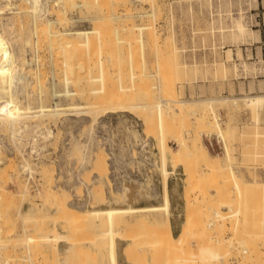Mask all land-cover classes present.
Instances as JSON below:
<instances>
[{"label": "rangeland", "instance_id": "rangeland-1", "mask_svg": "<svg viewBox=\"0 0 264 264\" xmlns=\"http://www.w3.org/2000/svg\"><path fill=\"white\" fill-rule=\"evenodd\" d=\"M72 1L46 0L36 19L41 24L61 11L65 20L54 24L57 30L101 28L100 38L90 40V51L78 47L84 50L85 62L82 54L77 58L82 67L76 63V50L73 57L67 55L73 60L71 71L58 65L63 57L48 48L47 40L33 37L27 0H12L18 13L0 19L16 58L11 93L19 104H38L41 92V102L49 104L54 84L58 90L81 88L83 94L62 95L59 103L90 106L55 117L19 118L11 123L14 129L7 121L1 129L0 167L6 166L5 174L0 169L6 177L1 264H109L104 218L87 217L80 230L78 221L68 226L72 221L63 219L62 212L58 217L48 193L57 191L72 209L160 205L157 111L141 107L147 97L150 106L162 105L166 155L171 156L181 139L199 143L203 153L187 154V165H165L170 171L171 228L162 211L116 215L112 227L120 231L119 264H264V101L254 107L242 98L264 94V0H87V6L81 4L84 0ZM124 9L128 16L122 15ZM80 67L84 77L77 76ZM72 70L80 81L66 87L62 76H72ZM119 101L130 108L104 113L103 107ZM214 121L224 132L221 137ZM207 122L213 124L210 129ZM99 154L107 165L115 162L105 175L111 185L92 167Z\"/></svg>", "mask_w": 264, "mask_h": 264}, {"label": "bare ground", "instance_id": "bare-ground-1", "mask_svg": "<svg viewBox=\"0 0 264 264\" xmlns=\"http://www.w3.org/2000/svg\"><path fill=\"white\" fill-rule=\"evenodd\" d=\"M28 1V3H29V5H30V12H31V14H32V16H33V18H34V20H33V24H32V32H33V37H35V39H41L42 41H43V39H42V37L45 39V40H47L48 41V48L50 49V47L52 48V49H54V50H52L51 49V51L53 52H57L56 53V55H58L59 54V56L60 57H63V58H60V60H59V62H58V65L60 64L62 67H64V69H73V67H74V65L72 64V62H73V60H70V59H72V58H68V60H67V55H68V57H70V56H72L73 55V50H76V54L78 53V55L79 56H77L76 55V63H79V62H77L78 61V59L80 60L82 57H80V55L81 56H83V58L85 57L84 55H83V53H84V50H82L81 48H80V51H79V48L78 47H82L83 49H84V47L86 48H88V51H90V48H92V46H90L91 44L90 43H92V41H94V40H92V39H95V37H96V39H98V37L100 38V33H99V30H98V28H99V26H95V27H92L91 29H76V30H73V31H61V30H57L55 27H54V24H56V22H61V21H63V19L64 18H62V16L60 15L62 12L60 11V14L59 13H57L56 11H58V10H55V12L57 13H55L57 16H55V18L53 19V20H51V19H43L44 21L43 22H41V24H39L38 23V21H36V19L38 20V17H40L41 18V16H40V14H41V11L43 10L44 11V7L42 6V4L44 3V2H46V0H27ZM59 1V0H58ZM62 1H64V0H62ZM70 2V0H65V2ZM73 1H75V0H73ZM73 1L70 3V4H72L73 3ZM93 1V0H92ZM97 1H99V0H97ZM103 2H104V0H102ZM101 1V2H102ZM126 0H124V2H125ZM155 1V0H154ZM23 2V1H22ZM67 2V3H68ZM105 2H106V0H105ZM123 2V1H122ZM123 2V3H124ZM51 3V2H50ZM75 3V2H74ZM72 4V5H75V4ZM90 3V2H89ZM98 3V2H97ZM126 3V2H125ZM124 3V4H125ZM66 3H64V5H65ZM77 4V3H76ZM78 4H80V3H78ZM81 4H85L84 6H87L88 5V1L86 0H84V2L82 1V3ZM87 4V5H86ZM100 4V3H99ZM105 4H107V3H105ZM116 4V3H115ZM114 4V5H115ZM159 4V3H158ZM25 5V4H24ZM44 5V4H43ZM137 5V4H136ZM21 6V5H20ZM20 6H17V7H20ZM83 6V5H82ZM103 6V5H102ZM105 6V5H104ZM52 7V6H51ZM63 7V6H62ZM116 7V6H115ZM135 7V6H134ZM157 7H158V5H157ZM16 7H15V4L12 2V0H0V19H1V17H2V15L3 14H6V13H18V11H16L17 10V8H16V10H14ZM64 8V7H63ZM105 9L106 8H108V6L107 7H104ZM8 9H10V10H8ZM65 9V8H64ZM114 9V8H113ZM129 9V8H128ZM8 10V11H7ZM127 10V9H126ZM125 9H124V14H122V15H125V16H128V12H125L126 11ZM47 11V10H46ZM45 11V12H46ZM116 11V10H115ZM128 11V10H127ZM20 12V11H19ZM107 12V11H106ZM152 12V11H151ZM40 13V14H39ZM132 13V12H131ZM130 13V14H131ZM45 14V13H44ZM99 14H101V13H99ZM106 14V13H105ZM18 15V14H17ZM122 15H120V16H122ZM138 15V14H137ZM142 15V14H141ZM145 15V14H144ZM148 15V14H147ZM117 16V15H116ZM152 16V15H151ZM37 17V18H36ZM103 18V17H102ZM18 19V18H17ZM99 19V18H98ZM124 19V18H123ZM130 19V18H129ZM41 20V19H40ZM39 20V21H40ZM65 20V19H64ZM105 20V19H104ZM108 20V19H107ZM150 20V19H149ZM96 21V20H95ZM98 21V20H97ZM125 21V20H124ZM94 22V21H93ZM92 22V23H93ZM99 22H102V20L101 21H99ZM99 22L97 23V24H99ZM103 22H106V20L105 21H103ZM107 22H109V21H107ZM117 23V22H116ZM131 23V22H130ZM151 24V23H150ZM101 25V24H100ZM140 26V25H139ZM144 26V25H143ZM145 27V26H144ZM146 27H149V25L148 26H146ZM145 27V28H146ZM143 27L141 26L140 28H138V29H142ZM99 29H101V28H99ZM108 31V30H107ZM103 32V31H102ZM106 32V31H105ZM109 32V31H108ZM100 34V35H99ZM106 34V33H105ZM108 34H110V33H108ZM152 35V34H151ZM38 36H41V38H37ZM103 39V38H102ZM40 40V41H41ZM90 40H92V41H90ZM46 41V42H47ZM102 41V40H101ZM100 41V42H101ZM36 42V41H35ZM94 43V42H93ZM36 44V43H35ZM39 44H40V42H39ZM105 44V43H104ZM34 45V44H33ZM43 45H44V43H43ZM93 45V44H92ZM95 45V44H94ZM103 45V44H102ZM105 46V45H104ZM104 46H101V48L102 47H104ZM38 47H40V46H38ZM90 47V48H89ZM98 47V46H97ZM45 49V48H44ZM79 52H81V51H83V52H81V53H79ZM45 51V50H44ZM92 51V50H91ZM93 51H94V49H93ZM17 52V51H16ZM98 52V51H97ZM55 54V53H54ZM89 54V53H88ZM91 54V53H90ZM89 54V57H90V60H91V55ZM38 55V54H37ZM18 56V55H17ZM55 56V55H54ZM73 57V56H72ZM78 57H80V58H78ZM45 58V57H44ZM78 58V59H77ZM82 58V60L84 61L85 60V58L83 59ZM15 59L16 58H14V55H13V53H12V51L9 49V46H8V42H7V39H6V37H5V35H4V27H2V25H0V131H1V129H4L3 127H4V125H5V123L8 121V122H10V125H9V127H11L12 125H11V123L12 122H15V121H17V120H19V118H23V117H34V116H37V117H41V116H45V115H48V116H51V117H55V116H57V115H59V114H62V113H67V112H72V111H74V112H78V111H80V110H78V109H83V108H90V106L89 105H85V106H83L81 103L79 104V103H77V104H74V103H72V104H68V105H63V104H61V103H59V98H60V96H62V95H64V96H67V97H74V96H81V95H83L82 93H81V88H76V89H68V88H64L63 90H58V89H56L54 86V84H53V86H51L52 88H51V92H50V95L48 96V97H50V99H49V101H50V103L49 104H43V102H41V100H42V95H41V93H43V92H41L40 93V96L38 97V94H37V99L39 98V101H38V104H25V105H21V103L19 104L18 103V100L13 96V94L11 93V88H12V86H13V83H14V78H15V76H14V72H15V70H14V61H15ZM56 59V58H55ZM105 59V58H104ZM80 61V62H82V63H84L83 61ZM88 60H89V58H88ZM89 60V61H90ZM25 61H26V59H25ZM57 61V59L55 60V62L54 61H52L53 62V64L54 63H57L56 62ZM69 61H72L70 64H69ZM25 63V62H24ZM17 64V63H16ZM15 64V65H16ZM23 64V63H22ZM27 64V63H26ZM80 64V63H79ZM79 64H78V67H79ZM98 64H99V61H98ZM58 65H57V68H58ZM83 65V64H82ZM104 65V64H103ZM54 66V65H53ZM80 66H81V64H80ZM18 67V66H17ZM24 67H25V65H24ZM77 67V68H78ZM82 67V66H81ZM81 67L79 68V69H81ZM85 67V64H84V66H83V68L82 69H86V68H84ZM16 68V67H15ZM20 68H21V66H20ZM19 68V69H20ZM22 69V68H21ZM34 69V68H33ZM78 70L77 71V73H79V75L77 74V76H79V77H81V75H82V77H84L85 75H84V73H83V70ZM25 70V69H24ZM43 70V69H42ZM17 71V70H16ZM20 72H21V70H19ZM67 71V70H66ZM71 71V70H70ZM75 71V70H74ZM31 72V71H30ZM37 72V71H36ZM35 72V73H36ZM85 72V71H84ZM17 73H18V71H17ZM26 73V72H25ZM70 73V72H69ZM72 73H74L73 72V70H72V72H71V75L72 76H70L69 74H67V72L66 73H64V75L62 76L63 78H62V80H63V82H64V84H65V86L67 87L68 86V84L70 83H72L71 85L73 86V85H75V83H79V81L80 80H78L76 77H74L73 76V74ZM86 73V72H85ZM20 74V73H19ZM75 74V73H74ZM81 74V75H80ZM21 75V74H20ZM37 75V74H36ZM32 76V75H31ZM37 77V76H36ZM42 77V76H41ZM52 79V78H51ZM39 80H40V78H39ZM85 81V80H84ZM41 82V81H40ZM82 82H83V80H82ZM16 83V82H15ZM74 83V84H73ZM81 83V82H80ZM83 84H84V82H83ZM16 85V84H15ZM80 85V84H79ZM82 85V84H81ZM14 87V86H13ZM75 87H77V86H75ZM82 88L84 87V86H81ZM34 88V87H33ZM13 89H15V88H13ZM48 93V92H47ZM129 93V92H128ZM123 95H125V94H123L122 93V96ZM127 95H129L130 96V94H127ZM79 96V97H80ZM83 96H81V98H82ZM116 97V96H115ZM124 97V96H123ZM118 98H120V97H118ZM124 98H128V97H124ZM243 99H244V101H245V104H247V105H252V106H256V105H261L262 103H263V101H264V94H259V95H246V96H244V97H242ZM113 99H114V97H113ZM164 99V98H163ZM168 99V98H167ZM167 99H166V102H165V100H164V102L166 103V104H168V102H167ZM174 99V98H173ZM236 98H234V100H235ZM118 100V99H117ZM125 100V99H124ZM147 100L149 101V98L147 97ZM146 100V101H147ZM170 100H172V99H170ZM145 101V103L144 104H141V107H146V106H148L147 108H149V107H156V111H157V121L156 122H158L157 123V129H158V140H159V147H160V153H161V165H162V168H161V170H162V176H161V180H160V182H161V198H162V203L160 204V205H147V206H139V207H101V208H91V209H80V207H78L79 209H72V208H70L64 201H60V199H59V196H60V194L58 193H56L55 191H53V190H51L50 188V190H49V201H50V203H52V204H55L56 206L55 207H57L59 210V212H57V213H59L58 215H56V213H54V215H56V216H58L59 218L61 217V214H60V212H62V218L63 219H65L67 222L69 221H72V223H73V225H72V223L71 224H67L68 226H75V224L74 223H76L77 221L79 222H77L78 224H76L77 226H75V227H77V228H79L78 226H81V224H84V220L88 217L89 218V220H90V218H100V217H103L104 218V221H103V219H102V221L101 222H104L106 225V230L104 231V235H106L107 237H106V239H107V253H108V261H109V264H119L118 263V260H117V240L120 238L119 237V235H117V233H118V231L119 230H115V229H113V224L115 223L114 221H115V217H116V215L117 214H120V213H129V212H142V211H162L164 214H165V217H164V224H169L168 222H169V208H170V201H169V194H168V174H169V170H167L166 168H165V165H166V163L167 162H171V164H172V166H177V165H183V164H185V162H186V165H187V159L185 158V156L187 155V154H191V153H196L197 154V152H201V153H203V148H202V146L199 144V143H195L194 142V140H192V139H190L191 140V143H188V142H190V140H188V142H186L185 140H183V139H181V140H177L178 142V148L176 149V150H174V151H170L169 153L171 154V156L170 157H168L167 155H169V154H167L166 155V152H165V149L166 148H169L168 147V145L165 143V140L163 139V116H162V109H161V104L159 103V102H157L156 104L154 103V105L155 106H150L149 104H152V103H150V102H146ZM177 101V100H176ZM176 101L174 102L175 104H176ZM20 102V101H19ZM125 102V101H124ZM171 102H173V101H171ZM170 102V103H171ZM234 102V101H233ZM126 103H128V102H126ZM124 104L123 102L121 103V101H119V102H116V103H114L113 105H109V106H106V107H103V109L104 110H107V111H104V113H106V112H115V111H117V110H126V109H128V108H130V103H129V105H127V104ZM149 103V104H148ZM179 103V102H178ZM148 104V105H147ZM163 104V103H162ZM175 104H174V106H175ZM96 105V104H95ZM133 105H137V104H133ZM209 105V104H208ZM171 106V105H170ZM169 106V107H170ZM185 106V105H184ZM128 107V108H127ZM178 107L180 108V105L178 104ZM186 107V106H185ZM191 107H193V106H191ZM190 107V108H191ZM260 107V106H259ZM98 108H99V106H98ZM171 108V107H170ZM184 108V107H183ZM188 108V107H187ZM187 108H185V109H187ZM103 109L101 110V111H103ZM139 109V108H138ZM150 109V108H149ZM85 110V109H84ZM97 109H88V110H86V112H93V111H96ZM148 110V109H147ZM146 110V111H147ZM179 110V109H178ZM180 111H181V109H180ZM186 111V110H185ZM144 112V111H143ZM151 112V111H150ZM152 113H153V111H152ZM155 113V112H154ZM192 113V112H191ZM196 113V112H195ZM205 113V112H204ZM203 113V114H204ZM68 114H71V113H68ZM191 115V114H190ZM205 116V115H204ZM206 118V117H205ZM165 119V118H164ZM202 120V119H201ZM142 121V120H141ZM146 121V125H147V119L145 120ZM145 121H143V122H145ZM207 121V120H206ZM210 121V120H209ZM208 121V122H209ZM208 122L206 123V125L205 126H207V128H209L210 129V126L211 125H213L214 124V126L213 127H215L217 130H218V132H216V133H218V136H222V133H224L223 131H221V129H220V126H219V123L218 122H213V124H209V125H207L208 124ZM211 122V121H210ZM209 122V123H210ZM18 123V122H17ZM16 123V124H17ZM38 123V122H37ZM203 123V122H202ZM205 123V122H204ZM14 124V123H13ZM32 124V123H31ZM149 124V123H148ZM34 125V124H33ZM39 125V124H38ZM165 125V124H164ZM204 125V124H203ZM25 126H27V125H25ZM30 126V125H29ZM46 126V125H45ZM209 126V127H208ZM5 127H7V126H5ZM13 127V129L16 127V126H12ZM34 127V126H33ZM24 128V127H23ZM27 128V127H26ZM6 129V128H5ZM12 129V128H11ZM19 128L17 127V130H18ZM28 129V128H27ZM10 130V129H9ZM24 130V129H23ZM49 132H51L50 131V129H47ZM155 130V129H154ZM11 132L13 131V130H10ZM18 131H20V130H18ZM156 131V130H155ZM9 132V131H8ZM10 132V133H11ZM43 132V131H42ZM42 132L40 131L38 134H42ZM46 132V131H45ZM209 132V131H208ZM14 133V132H13ZM16 133V132H15ZM29 133V132H28ZM48 133V132H47ZM227 133V132H226ZM21 134H22V132H21ZM20 134V135H21ZM50 133H48V135H49ZM11 135V134H10ZM12 135H15V134H12ZM46 135V134H45ZM22 136V135H21ZM31 136V135H30ZM147 136V135H146ZM154 136V135H153ZM5 137V136H4ZM145 137V136H144ZM20 138V137H19ZM47 138V137H46ZM22 139V138H21ZM24 139V138H23ZM193 139H195V138H193ZM226 139H227V137H226ZM195 141H196V139H195ZM197 141H198V139H197ZM227 141V140H226ZM202 142V141H201ZM13 143V142H12ZM24 143V142H23ZM17 145V144H16ZM224 146V145H223ZM2 138H1V134H0V164L2 163V158H4L3 156H2V154L3 153H1L2 152ZM33 147V143H31V145H30V148H32ZM167 151H168V149H167ZM29 152H30V149H29ZM229 157H230V155H229V152L228 151H226V159H229ZM108 158H109V156H108ZM107 158V159H108ZM9 161V160H8ZM108 161V160H107ZM107 161H106V159H105V157L103 156V155H101V154H99V155H94V159H93V161H92V167H94L95 169H97V175H100V177H101V175L102 176H105V175H107V173L110 171V168H109V162H108V165H107ZM169 162V163H170ZM225 166V165H224ZM6 167V166H5ZM4 166L2 167H0V169L1 170H3L4 168H5ZM185 167V166H184ZM227 167H229V165L227 166ZM108 168H109V170H108ZM186 168V167H185ZM218 168V167H217ZM222 168V167H221ZM220 169V168H219ZM227 169H229V168H226L225 169V172H226V170ZM0 170V171H1ZM5 170V169H4ZM3 170V171H4ZM224 170V169H223ZM2 171V173L3 174H5V171L3 172ZM232 173L231 175L229 174V176H233L232 178H234V172L230 169V170H228L226 173L228 174V173H230V172ZM217 172V171H216ZM224 172V171H223ZM225 172L223 173V176H228L227 174H225ZM1 172H0V220L2 219V217L4 216L3 215V208H2V203L4 204V202H3V200H5V199H3L4 197H5V195H6V187H5V178L6 177H4L3 176V174H2ZM220 173H222V171L220 172ZM225 174V175H224ZM222 175V174H221ZM187 176V175H186ZM104 178H106L105 180H106V182H107V184H112V181H110L109 180V178L108 177H104ZM46 180V179H45ZM125 190V189H124ZM124 192V191H123ZM126 192V191H125ZM5 193V194H4ZM134 193V192H133ZM95 195H97V197L98 196H101L100 197V199H102L103 198V194L102 193H100V192H98L97 194H95ZM125 195V194H124ZM6 197H8V196H6ZM10 197V196H9ZM45 198V197H44ZM62 198V197H61ZM99 199V198H98ZM104 199V198H103ZM102 199V200H103ZM12 200V199H11ZM63 200H65V199H63ZM52 201V202H51ZM5 202H6V200H5ZM176 208V207H175ZM235 211V210H234ZM233 213V212H232ZM217 215H220V216H222V218H223V215H221L219 212H217L216 213ZM3 215V216H2ZM53 215V220L55 219V216ZM52 216V215H51ZM119 216V215H118ZM220 216H218V217H220ZM65 217V218H64ZM168 217V218H167ZM91 219V220H92ZM101 219V218H100ZM89 220H88V223H89ZM94 220V219H93ZM40 221V220H39ZM74 221V222H73ZM76 221V222H75ZM83 221V222H82ZM221 221V220H220ZM4 222V221H3ZM81 222V223H80ZM123 222V221H122ZM145 222V221H144ZM117 223V222H116ZM1 224H3L2 223V221H1ZM222 224H223V222H222ZM117 225V224H116ZM86 226V225H85ZM88 226H90V225H88ZM100 226V225H99ZM167 226V225H166ZM56 228V227H55ZM73 228V227H72ZM76 228V229H77ZM67 229H69V231L71 230V228H67ZM81 228H79V230H80ZM88 229V228H87ZM104 229V228H103ZM2 229H1V225H0V264H1V247H3V246H1V233H2V231H1ZM53 230V229H52ZM73 230V229H72ZM84 230V229H83ZM82 230V231H83ZM5 231H6V229H5ZM181 231V230H180ZM86 233L88 232V231H85ZM120 232V231H119ZM98 233V232H97ZM102 233V232H101ZM101 233H98V234H100L101 235ZM180 233V232H179ZM179 233L177 234V235H179ZM32 234V233H31ZM90 235V234H89ZM88 235V236H89ZM95 235V233L93 234V236ZM122 235V234H121ZM32 236V235H31ZM62 236V235H61ZM66 236V235H65ZM103 236V235H102ZM176 236V235H175ZM59 236H54V238H51L50 236H47V238L48 239H54V240H56V238H58ZM177 237V236H176ZM27 238V237H26ZM29 239L31 238L32 239V237H28ZM43 238H45V237H43ZM88 238V237H87ZM86 238V239H87ZM28 239V240H29ZM66 239V238H65ZM105 239V238H104ZM3 240V239H2ZM33 240V239H32ZM59 240H61V239H58V241ZM63 240V239H62ZM54 242V241H53ZM53 244H51V246H52ZM180 246V245H179ZM69 247V246H68ZM101 247V246H100ZM181 247V246H180ZM150 248V247H149ZM153 248H155V247H153ZM179 248V247H178ZM157 249H159V248H157ZM156 249V250H157ZM162 249V248H161ZM104 250V249H103ZM160 250V249H159ZM159 250H157V251H159ZM164 250V249H163ZM154 251H155V249H154ZM160 252H162V251H160ZM165 253H166V250L164 251ZM164 252H162V253H164ZM155 253H157V252H154V254ZM151 254V253H150ZM153 254V255H154ZM91 256H92V254H90ZM156 255V254H155ZM154 255V256H155ZM161 255V254H160ZM165 255V254H164ZM164 255H162V256H164ZM175 255V254H174ZM152 256V255H151ZM166 256V255H165ZM182 256V255H181ZM180 256V257H181ZM159 257V256H158ZM174 257H177V256H174ZM183 257V256H182ZM153 258H155V257H153ZM160 258V257H159ZM159 258H157L158 260H159ZM162 258V257H161ZM161 258H160V260H161ZM156 259V260H157ZM162 260H163V258H162ZM219 260V259H218ZM139 261H141V260H139ZM164 262H165V259H164ZM174 262V261H173ZM218 262V261H217ZM216 262V263H217ZM157 263H161V262H158L157 261ZM134 264V263H133ZM162 264H164L163 263V261H162ZM218 264H222V263H218Z\"/></svg>", "mask_w": 264, "mask_h": 264}, {"label": "crops", "instance_id": "crops-1", "mask_svg": "<svg viewBox=\"0 0 264 264\" xmlns=\"http://www.w3.org/2000/svg\"><path fill=\"white\" fill-rule=\"evenodd\" d=\"M169 194V193H168ZM169 201H170V198H169ZM170 207H171V203H170ZM169 217H170V208H169ZM171 221H170V218H169V224H170V228H171ZM171 231H172V229H171ZM173 233V232H172ZM61 241H63L62 239L61 240H59L58 242H61ZM118 242H120V244L122 245V242H121V240L120 241H118L117 240V244H119ZM58 244V243H57ZM117 260H118V258H117ZM127 261V260H126ZM120 262V261H119ZM118 262V263H119ZM128 262V261H127ZM128 263H130V264H133V263H131V262H128ZM121 264H125V262H123L122 260H121Z\"/></svg>", "mask_w": 264, "mask_h": 264}, {"label": "built area", "instance_id": "built-area-1", "mask_svg": "<svg viewBox=\"0 0 264 264\" xmlns=\"http://www.w3.org/2000/svg\"><path fill=\"white\" fill-rule=\"evenodd\" d=\"M218 142H219V141H218ZM109 164H110L109 166H110L111 168H114V164H115L114 161L110 160V163H109Z\"/></svg>", "mask_w": 264, "mask_h": 264}]
</instances>
